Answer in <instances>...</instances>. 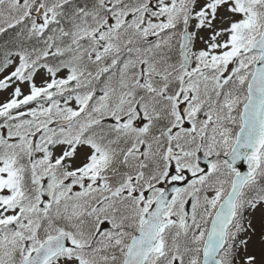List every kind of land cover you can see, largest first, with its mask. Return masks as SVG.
Here are the masks:
<instances>
[{"label": "snow or ice", "instance_id": "6c2138e0", "mask_svg": "<svg viewBox=\"0 0 264 264\" xmlns=\"http://www.w3.org/2000/svg\"><path fill=\"white\" fill-rule=\"evenodd\" d=\"M0 264H264V0H0Z\"/></svg>", "mask_w": 264, "mask_h": 264}]
</instances>
